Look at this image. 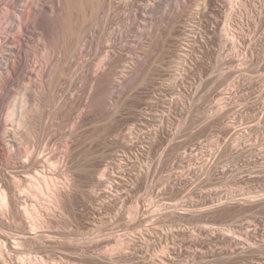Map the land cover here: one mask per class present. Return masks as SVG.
Instances as JSON below:
<instances>
[{
    "label": "rangeland",
    "instance_id": "rangeland-1",
    "mask_svg": "<svg viewBox=\"0 0 264 264\" xmlns=\"http://www.w3.org/2000/svg\"><path fill=\"white\" fill-rule=\"evenodd\" d=\"M73 1L74 27L78 28L87 15L85 41L91 38L93 47L84 41L72 49L76 37L69 35L63 25L72 20L68 18L59 28L62 32L49 30L48 44L40 40L37 30L33 42L23 49L42 56L47 48L51 55H57L64 46L62 41L71 39V53L78 49L80 52L77 58L71 56L74 62L71 73L61 77L58 88L49 94L43 109L34 113L31 125L26 126L31 137H22L25 153L51 155L52 164L62 165L56 176L58 181L69 182L67 185L71 186L62 193L64 199L68 198L61 197L64 208L55 210L48 218V233L58 239L54 241L52 237L45 249L35 250L63 264H166L164 259L168 264H264V0H91L103 7L96 16L87 6L91 3ZM5 9V14L13 15V8ZM141 9L147 12L145 21L141 19ZM174 12L176 18L172 24L167 17ZM227 21L245 39L239 42H243L239 48L232 42H225V46L219 43ZM168 29L174 30V36L167 39L165 54H160L163 58L157 57V67L152 66V56L159 53L150 50L155 45L151 42ZM113 34L119 38L115 45ZM134 41L146 43L147 50L137 56L128 49L123 51L129 55L128 62L120 67L119 75L139 61L156 68H153L154 79L139 85L133 78V88L120 85L114 89V97L104 94L101 105L97 103L92 108L94 111L88 109L92 87L77 76L79 63L91 58L90 63L97 59L93 64L98 65L113 46L112 51L119 53L122 48L138 46ZM97 49L100 54L96 58ZM89 67L91 71L93 66ZM222 69L227 72L226 80V76L220 75ZM228 84L232 88L223 101L221 87ZM70 85L74 92L67 95ZM183 94L193 101L192 106L186 103L183 106L179 101ZM12 100L2 98L0 104L13 105L16 99ZM35 102L30 103L32 108L36 107ZM5 115H0L1 127ZM1 149L0 160L16 162L14 165L20 169L17 171L24 175L21 168L24 154L12 151L7 154ZM105 168L108 176L102 184L99 173ZM12 219L6 215L0 222L8 227L1 223L2 227L10 226L14 230ZM121 242L122 246L118 245Z\"/></svg>",
    "mask_w": 264,
    "mask_h": 264
},
{
    "label": "bare ground",
    "instance_id": "bare-ground-1",
    "mask_svg": "<svg viewBox=\"0 0 264 264\" xmlns=\"http://www.w3.org/2000/svg\"><path fill=\"white\" fill-rule=\"evenodd\" d=\"M83 1V0H81ZM97 2V0H95ZM95 1H89V0H85V2L91 3L89 5H87L88 7L90 6L92 10V15L96 16V13L98 12V10L102 7L100 5H95L96 2ZM100 1V0H99ZM157 1V0H156ZM163 1V0H162ZM72 2H74L73 0H0V102L1 99H13L12 101H14V98L16 99L15 102L13 103V105H7L3 106V104H0V115L1 114H6L5 115V119H4V126L1 127L0 126V147L2 148L1 151L3 150V152H6L7 154L14 152L17 153L18 155L20 154H24L25 160H23L21 163V168L23 169V174L22 172L20 173V171H17V168L13 162H6L4 163V159L0 160V220L4 219L6 215H11L12 216V220H13V227H15V229L13 230L12 228H7L4 229V227H2L3 223L0 222V264H63V263H57L56 261H53L52 257L51 259L48 257H46L44 254L42 255V253L40 251H37L38 249H45L44 247L48 246V244H50L49 242L47 243L48 240H50L52 237L54 239V237L56 235H53L52 233H48L49 231V219L51 218L52 215H54V211L55 210H59L60 207H63L65 205L61 206V202L63 200H66L68 198L62 197V193H64L67 187H69L68 183L63 184V182L58 181L57 177L59 173V171L62 169L60 168V164H52L53 160L52 156L49 155L50 157H48L46 155L43 156V154L40 156H37L35 153H30L28 151V154L25 153V151L23 150L24 146L22 147L23 141H22V137L23 135H26L27 138H29L28 136H30V133L26 126L32 122L34 119H32L34 113H39L42 109H43V105L46 101V99L48 98V96H50L49 94L54 91L56 88H58L60 82H61V77L65 76L67 74V72H70L74 62L71 60L73 59L72 57L76 58L78 57V53L72 52L71 53V48L69 44H72L71 39L67 40H63L62 42L64 43V46H61V49L58 50L57 55H51L50 54V49L48 50L46 47V51L42 56H38L37 54H35L34 52H30L29 50H23L25 49V47H28L29 44H31L33 42V38L37 35V30H40L38 36L41 38L40 40L43 41L44 43L47 42L48 44V40L49 38V32L53 31V30H59V28H61V24L64 22L63 20H67L69 21V19H72L71 21H69L68 24H63L65 27H63L64 30H66V28L68 29V32L70 33L69 35H71L72 37L75 36L76 37V41L74 42V48H78L79 46H81V44L85 41V37L86 35V29L84 30V28L86 27L87 22H89V20L87 21L84 15L83 18V23L80 24V26L78 28L74 27V22L73 21V17H72V12H73V8H74V4H72ZM128 2V1H127ZM159 2V1H158ZM76 3V2H75ZM87 3V4H88ZM100 3V2H99ZM161 3V2H160ZM164 3V2H163ZM80 4V3H79ZM85 4V3H84ZM162 4V3H161ZM73 5V6H72ZM81 5V4H80ZM149 5V4H148ZM146 5V7L148 6ZM158 8L161 6L160 4H157ZM6 7H10L14 9V13L13 15L9 14V13H4L3 11H6ZM87 7V8H88ZM156 7V6H154ZM156 7V8H157ZM161 8V7H160ZM146 9L147 8H144ZM143 9H141L142 13H143ZM150 9V8H149ZM147 9V10H149ZM153 9V6H152ZM176 10V7L174 8ZM151 10V9H150ZM174 10V11H175ZM102 11V10H100ZM110 11V10H109ZM152 11V10H151ZM154 11V9H153ZM156 11V10H155ZM141 12H139L142 15V18L138 15L139 13H137L136 15L138 17H140L141 19H143V21L146 20L147 18V12L144 14H142ZM81 14V13H80ZM84 14V12H83ZM86 14V13H85ZM150 14V13H148ZM135 15V16H136ZM178 15V14H177ZM93 16V17H94ZM134 16V18H135ZM72 17V18H71ZM92 17V16H91ZM130 17V16H129ZM150 18H152L149 15ZM69 18V19H68ZM170 21H172V24L174 23L173 21L176 18L175 12L173 14H171L169 17H167ZM93 18H91L92 20ZM148 20V19H147ZM96 21V20H94ZM149 21V20H148ZM146 21V23L148 22ZM107 22V21H106ZM92 25H95V22H91ZM228 23V24H227ZM227 23L225 24L223 30L221 31V41L219 43H221L222 45H226V43H231L234 44V46L236 48H239L240 45L244 42L245 39H243L242 34L237 33L236 31H234L231 28V23L227 21ZM143 25V23H142ZM146 26V24H144ZM143 25V26H144ZM150 25V24H149ZM76 26V25H75ZM88 26V25H87ZM148 26V25H147ZM89 28V27H88ZM135 29V28H134ZM172 29V28H171ZM171 29L169 30H164L163 32V36L156 41L154 43L151 42V44H155L152 45L154 47L148 46L151 48L150 50H155L157 53H159V56H157L156 54L154 56H152V61L149 59V61L152 62V66L156 64V62L159 63L158 58L161 56L160 54H162L164 52V50H166V42L167 39L172 36V32ZM51 30V31H49ZM145 30V29H144ZM143 30V31H144ZM62 32V29L59 30ZM105 31V30H104ZM127 31V30H126ZM138 31V29H137ZM141 31V30H140ZM139 31V32H140ZM142 31V32H143ZM58 32V31H57ZM67 32V33H68ZM87 32H89L87 30ZM145 32V31H144ZM148 32V31H147ZM64 33V32H63ZM141 33V32H140ZM139 33V34H140ZM146 33V32H145ZM65 35L66 32L64 33ZM116 34V33H115ZM111 35L112 40L114 41V45L115 43H117L116 41L119 40L118 35ZM174 34V33H173ZM51 35V34H50ZM58 35V34H57ZM68 35V37H70ZM141 35V34H140ZM144 35V34H143ZM142 35V36H143ZM63 36V35H62ZM192 36V35H191ZM66 37V36H64ZM70 37V38H72ZM190 37V36H189ZM49 38V39H48ZM63 38V37H62ZM67 38V37H66ZM122 38V37H121ZM144 38V37H143ZM142 38V39H143ZM201 38V37H200ZM60 39V38H59ZM53 40V39H52ZM74 40V38L72 39ZM87 40V38H86ZM91 40V38H90ZM88 41L90 47L94 46L93 41ZM123 40V39H122ZM141 40V39H140ZM71 41V43L69 42ZM142 41V40H141ZM139 41V42H141ZM146 41V40H143ZM150 41V40H149ZM148 41V43H149ZM169 41V40H168ZM240 41H243L241 44L239 43ZM86 42V41H85ZM86 42V43H87ZM138 43V41H136ZM193 42V41H192ZM226 42V43H225ZM76 43V44H75ZM135 43V41H134ZM135 43V44H137ZM227 43V44H228ZM84 44V43H83ZM112 44V45H113ZM139 44V45H138ZM138 46L135 47H130L129 48H122L121 52L119 51V53H115L114 51H112L113 49L107 52V50H104L107 52V55H105L106 57L103 59V61L101 60V63L98 65H94L93 63L97 61H92V63H90V59L88 60H83L81 63H79V75H77L78 77L81 76V78H83L84 82L90 87H92V92L90 94V100L87 108L91 109L92 108H96V104L99 103V105H101V97H104L105 95H115L116 92L114 91V89L120 87V85H125L128 87H132L133 88V84L135 83V81L137 82L136 84H145L146 82L151 81L153 78V70L156 69L155 67L152 68L151 64L150 65H146L145 63H141L139 61H136V63H138L137 65L134 63L133 65L129 66L128 68L125 67L124 69H126V71L124 73H122L121 75H119V70L120 67L128 60L127 56L129 55H125L123 53V51H133L136 56L138 53H140L141 51H146L147 49L146 47V43L141 42L138 43ZM168 44V43H167ZM188 44V43H187ZM192 44V43H191ZM196 44V43H195ZM221 46L224 47V46ZM52 45V44H51ZM63 45V44H62ZM73 45V44H72ZM128 45V44H127ZM126 45V46H127ZM134 45V44H133ZM47 46V45H46ZM55 46V45H54ZM96 46V45H95ZM99 46V45H97ZM132 46V45H131ZM188 46V45H187ZM72 47V46H71ZM112 47V46H111ZM147 47V48H149ZM195 47V46H193ZM228 47V46H227ZM49 48V47H48ZM117 48V47H116ZM120 48V47H119ZM166 48V49H165ZM186 48V47H185ZM184 48V49H185ZM220 48V49H221ZM31 49V48H30ZM93 49V48H92ZM96 49V48H95ZM146 49V50H145ZM55 50V49H54ZM53 50V52H54ZM99 49H97V53L94 57L99 56L100 52H98ZM195 50V49H194ZM226 50V49H224ZM73 51V50H72ZM82 51V50H81ZM221 51V50H220ZM237 51H239V49H237ZM57 52V50H56ZM84 52V51H83ZM82 52V53H83ZM102 52V51H101ZM117 52V51H116ZM143 52V53H144ZM195 52V51H194ZM222 52V51H221ZM132 53V52H131ZM142 53V52H141ZM168 53V52H167ZM41 54V53H40ZM94 54V53H93ZM130 54V53H129ZM133 54V53H132ZM133 54V55H135ZM165 54V52H164ZM222 54V53H221ZM220 54V55H221ZM237 54V53H236ZM92 55V54H91ZM139 55V54H138ZM141 55V54H140ZM72 56V57H71ZM82 56V54H81ZM80 56V57H81ZM102 56V55H101ZM136 56L134 58H136ZM162 56H164L162 54ZM161 56V58H163ZM218 56V55H217ZM57 57V58H56ZM89 57V56H88ZM131 57V56H130ZM129 57V58H130ZM158 57V58H157ZM221 57V56H220ZM239 57V56H238ZM56 58V59H55ZM97 58V57H96ZM151 58V57H150ZM186 58V57H185ZM82 60V57L79 58ZM95 59V58H94ZM138 59V58H137ZM182 59V58H181ZM242 59V58H241ZM77 60V59H76ZM139 60V59H138ZM221 60V59H220ZM226 60V58H225ZM135 61V60H132ZM222 61V60H221ZM128 62V61H127ZM131 62V60H130ZM181 62V61H180ZM183 62V61H182ZM220 62V61H219ZM132 63V62H131ZM130 63V64H131ZM150 63V62H148ZM157 63V64H158ZM161 63V62H160ZM218 63V62H217ZM225 63V62H224ZM222 63V64H224ZM156 64V65H157ZM184 64V63H183ZM221 64V63H220ZM221 64V65H222ZM160 65V64H159ZM158 65V70H159V66ZM181 65V63H180ZM89 66H93L91 71L90 69L87 68H91ZM125 66V65H124ZM185 66V65H184ZM178 67V66H177ZM222 67V66H221ZM76 68V67H75ZM123 68V67H122ZM121 68V69H122ZM161 68V67H160ZM122 69V71L124 70ZM183 69V67H182ZM137 70H140L141 73L139 74L137 72ZM220 70V69H219ZM77 71V70H76ZM178 71H181V69ZM223 71V69L221 70ZM121 72V71H120ZM136 72L139 74L137 75ZM230 72V71H229ZM228 72V73H229ZM71 73V72H70ZM74 73V72H73ZM220 72V75H223V77L225 78V80L228 78L227 76V72L224 70L223 73ZM231 73V72H230ZM179 75V74H177ZM72 76V75H71ZM76 76V77H77ZM77 77V78H78ZM222 77V78H223ZM133 78H136V80L134 82L131 83V80ZM178 78V77H176ZM221 78V77H220ZM134 80V79H133ZM132 80V81H133ZM224 80V81H225ZM72 82V81H71ZM74 82V81H73ZM225 83V82H224ZM223 83V84H224ZM229 83V82H228ZM135 84V85H136ZM139 84V85H140ZM219 84V83H218ZM73 85V84H72ZM72 85H70V89L68 88L67 90V95L69 94V92H74L72 91ZM231 84H228L225 88L221 87L222 89V100L224 101L226 99V94L230 93L231 91ZM215 86V85H214ZM220 86V85H219ZM88 87V86H87ZM60 88V87H59ZM86 88V86H85ZM217 88V87H216ZM220 88V87H219ZM218 88V89H219ZM74 89V88H73ZM129 89V88H128ZM217 89V90H218ZM87 90V88H86ZM62 91V89H61ZM188 90H186L187 92ZM216 91V90H215ZM83 92V91H81ZM185 92V93H186ZM199 92V91H198ZM55 93V92H54ZM66 93V92H65ZM76 93V92H75ZM89 93V92H88ZM216 93V92H215ZM64 94V93H63ZM192 94V93H191ZM220 94V93H219ZM72 95V94H71ZM184 95V94H183ZM21 96V98L18 100V97ZM64 96V95H63ZM73 96V95H72ZM75 96V94H74ZM73 96V97H74ZM88 96V95H87ZM190 96V94H189ZM196 96V95H195ZM220 96V97H221ZM228 96V95H227ZM7 97V98H6ZM83 97H85L83 95ZM107 97V96H106ZM187 96L184 95V99L182 98V100H179L183 103V106L186 104H188V106H192V100L186 99ZM109 98H111L109 96ZM229 97H227L228 99ZM89 99V97H88ZM101 99V100H100ZM105 99V98H104ZM107 99V98H106ZM219 99V98H218ZM221 99H219V101H221ZM100 100V101H99ZM110 100V99H109ZM122 100V99H121ZM185 100V101H184ZM34 101H37L36 103V107H31L30 103ZM82 101V98L81 100ZM125 101V100H123ZM32 102V103H33ZM85 102V101H84ZM105 102V101H104ZM5 103V102H4ZM31 103V104H32ZM83 103V102H82ZM113 103V102H112ZM221 103V102H220ZM6 104V103H5ZM46 104V103H45ZM103 104V103H102ZM178 104V103H177ZM112 105V104H111ZM221 105V104H220ZM225 105V104H224ZM33 106V105H32ZM35 106V105H34ZM219 106V105H218ZM217 106V107H218ZM222 106V105H221ZM226 106V105H225ZM46 107V106H45ZM102 107V106H100ZM120 107V106H119ZM223 107V106H222ZM221 107V108H222ZM191 108V107H190ZM193 108V107H192ZM219 108V107H218ZM220 108V112L221 111ZM225 108V107H224ZM115 109V108H114ZM194 109V108H193ZM101 109H99L98 111H100ZM223 110V109H222ZM94 111V110H92ZM97 111V110H96ZM191 112H193L192 110H190ZM91 112V111H90ZM102 112V111H101ZM107 112V111H106ZM190 112V113H191ZM226 112V110H225ZM108 113V112H107ZM106 113V114H107ZM110 113V112H109ZM189 113V111H188ZM223 113V112H222ZM97 114V113H96ZM102 114V113H101ZM114 114V113H113ZM219 114V113H218ZM103 115V114H102ZM107 116V115H106ZM111 116V115H110ZM193 115H191L192 117ZM204 116V115H203ZM215 116V115H214ZM220 116V114H219ZM218 116V117H219ZM209 117V116H208ZM211 118V117H210ZM110 119V118H109ZM187 119V118H186ZM185 119V122L187 124V120ZM190 119V118H189ZM197 119V118H196ZM203 119V118H201ZM213 119V118H212ZM216 119V118H215ZM32 120V121H31ZM199 120V119H197ZM209 120V119H208ZM166 121V120H165ZM207 121V120H206ZM2 122V121H1ZM81 122V120H80ZM189 122V121H188ZM196 122V120H195ZM198 122V121H197ZM213 122V121H212ZM60 123V122H59ZM190 123V122H189ZM211 123V122H210ZM214 123V122H213ZM216 123V122H215ZM33 124V123H32ZM181 124H184V121L181 122ZM185 124V125H186ZM31 125V123H30ZM58 125V123H57ZM61 125V124H60ZM59 125V126H60ZM83 125V124H82ZM182 125V126H185ZM191 125V124H190ZM193 125V124H192ZM207 125V123H206ZM211 125V124H210ZM146 126V125H145ZM188 126V124H187ZM205 127V126H204ZM209 127V125H208ZM206 127V128H208ZM24 128L25 131H24ZM166 128V127H165ZM191 127H188V129ZM196 127H194L195 129ZM29 129V128H28ZM31 129V128H30ZM133 129V128H132ZM131 129V130H132ZM27 130V131H26ZM130 130V131H131ZM77 131V130H76ZM74 131V133L76 132ZM129 131V132H130ZM189 131V130H188ZM187 131V132H188ZM192 131V130H191ZM133 132V131H131ZM130 132V134L132 135V133ZM157 132V131H156ZM194 132V131H193ZM25 133V134H24ZM153 133V132H152ZM180 133V131H179ZM106 134V133H105ZM104 134V135H105ZM156 134V133H155ZM194 133H192L193 135ZM73 135V134H71ZM124 136V135H123ZM126 136V135H125ZM31 137V136H30ZM90 137V136H89ZM134 137V136H133ZM152 137V136H150ZM154 137V136H153ZM156 137V136H155ZM195 137V136H194ZM193 137V138H194ZM4 138L6 140H4ZM94 138V137H93ZM96 138V137H95ZM139 138V137H138ZM179 138V137H177ZM188 139V137H185ZM184 138V139H185ZM198 138V137H197ZM77 139V138H75ZM150 139V138H149ZM148 139V141H150ZM86 140V139H85ZM94 141V139H92ZM126 140V139H125ZM132 140V139H131ZM134 140V139H133ZM132 140V141H133ZM175 140V138H174ZM173 140V141H174ZM6 141V142H5ZM81 141V140H80ZM106 141V140H105ZM154 141V140H153ZM152 141V142H153ZM172 141V142H173ZM187 141V140H186ZM185 141V142H186ZM92 142V141H91ZM197 142V140H196ZM134 143V142H133ZM181 143V142H180ZM188 144V143H186ZM194 144V143H193ZM97 145V143H96ZM99 145V144H98ZM97 145V146H98ZM110 145V144H109ZM133 145V144H132ZM196 145V144H195ZM125 146V145H124ZM134 146V145H133ZM132 146V147H133ZM153 146V145H152ZM180 146V145H179ZM122 147V146H121ZM136 147V146H135ZM187 147V146H186ZM93 148V147H92ZM111 148V147H110ZM101 149V148H100ZM112 149V148H111ZM94 150V149H91ZM110 150V149H109ZM186 150V149H185ZM184 150V151H185ZM38 151V150H37ZM71 151V150H70ZM97 151V150H96ZM95 151V152H96ZM104 151V150H103ZM174 151V150H173ZM178 151V150H176ZM2 152V153H3ZM35 152V151H34ZM88 152V151H87ZM90 152V151H89ZM93 152V151H92ZM100 153V152H99ZM191 153V152H190ZM1 154V152H0ZM15 154V155H17ZM51 154V153H50ZM83 154V153H82ZM93 154V153H92ZM95 154V153H94ZM93 154V156H94ZM178 154V152H177ZM176 154V155H177ZM187 154V152H186ZM4 155V154H3ZM2 155V156H3ZM21 155V156H22ZM72 155V154H71ZM79 155V154H78ZM86 155V154H85ZM96 155V154H95ZM179 155V154H178ZM1 156V155H0ZM8 156V155H7ZM20 156V157H21ZM102 156V155H101ZM108 156V155H105ZM19 157V156H18ZM23 157V158H24ZM48 157V158H47ZM71 156H69L70 158ZM84 157V155H83ZM90 157V156H88ZM22 158V159H23ZM62 158V157H61ZM66 158V157H65ZM75 158V157H74ZM80 158V157H79ZM82 158V157H81ZM80 158V160H81ZM85 158H87L85 156ZM91 158V157H90ZM99 158V157H98ZM55 159V158H54ZM105 159V158H104ZM12 160V158H11ZM21 160V159H20ZM87 160V159H86ZM92 162V159H90ZM94 160V159H93ZM4 161V162H3ZM59 161V159H58ZM63 165L65 163V160H63ZM78 161V160H77ZM95 161V160H94ZM101 161V160H100ZM52 162V163H51ZM85 162V161H84ZM18 163V162H17ZM87 163V162H86ZM85 163V164H86ZM89 163V161H88ZM94 163V162H93ZM96 163V162H95ZM98 163V162H97ZM106 163V161H105ZM132 163V162H131ZM11 164V165H10ZM69 164V163H68ZM90 164V163H89ZM88 164V166H89ZM19 165V164H18ZM81 165V164H80ZM84 165V163H83ZM87 165V164H86ZM87 166V168H88ZM95 166V165H94ZM99 165H97L98 167ZM104 166V165H102ZM100 166V168L102 167ZM107 166V165H106ZM110 166V165H109ZM20 167V166H19ZM86 167V166H85ZM93 167V166H92ZM105 167V166H104ZM70 168V167H69ZM76 168V167H74ZM83 168V166H82ZM80 168V169H82ZM10 169H13V171H10ZM60 169V170H59ZM65 169V168H64ZM85 169V168H84ZM83 169V171L85 172V170ZM96 169V168H94ZM150 169V168H149ZM157 169V168H156ZM20 170V169H19ZM67 170V169H66ZM71 170V169H70ZM69 170V171H70ZM73 170V169H72ZM71 170V171H72ZM78 170V169H77ZM97 170V169H96ZM107 170L105 168L104 171H102V173H99L101 175H99V181L100 183H104V180L106 179L105 177L108 176L107 174ZM110 170V169H109ZM100 171V170H99ZM97 170V172H99ZM77 172V171H76ZM82 172V171H81ZM88 172V171H87ZM90 172V171H89ZM93 172V171H92ZM101 172V171H100ZM125 172V171H124ZM150 172V171H149ZM153 172H155L153 170ZM64 173V172H63ZM95 173V172H93ZM116 173V172H115ZM97 174V173H96ZM125 174V173H124ZM140 174V173H139ZM63 175V174H62ZM66 175V174H65ZM95 175V174H94ZM113 175V174H112ZM119 175V174H118ZM141 175V174H140ZM144 175V174H143ZM150 174H148L149 176ZM114 176V175H113ZM116 176V175H115ZM142 176V175H141ZM111 177V176H110ZM110 177L108 180H110ZM118 177V176H117ZM123 177V176H122ZM126 177V176H125ZM60 178V176H59ZM64 178V176H63ZM68 178V177H67ZM108 178V177H107ZM119 178L120 175H119ZM124 178V177H123ZM144 178V177H143ZM61 179V178H60ZM66 179V178H65ZM92 179V178H91ZM95 180V178H93ZM63 180V179H62ZM69 181V180H68ZM113 181V180H111ZM117 181V180H116ZM64 182H67V180H65ZM96 182V181H95ZM110 182V181H109ZM118 182V181H117ZM119 186L120 184L117 183ZM62 183V184H61ZM81 183V181L79 182ZM98 182V184H100ZM113 183V182H112ZM68 184V185H67ZM101 184V186H102ZM107 184V183H106ZM114 184V183H113ZM124 184V183H123ZM73 185V184H72ZM105 185V184H104ZM75 186V185H74ZM100 186V187H101ZM116 187V185H114ZM71 187V186H70ZM69 187V188H70ZM97 187H99V185H97ZM112 189H114L113 186H111ZM110 187V188H111ZM127 187V186H126ZM68 188V189H69ZM117 188V187H116ZM130 188V187H129ZM126 189V188H125ZM128 189V188H127ZM92 190V188H91ZM97 190V189H96ZM130 190V189H129ZM128 190V191H129ZM108 191V190H107ZM125 192V190H123ZM127 191V192H128ZM67 193V192H66ZM103 193V192H102ZM112 193V192H110ZM68 194V193H67ZM92 194V193H91ZM121 194V193H120ZM129 194V193H128ZM98 195V194H97ZM126 195V193H125ZM65 196V195H64ZM91 196V195H89ZM94 196V195H93ZM96 196V195H95ZM121 196V195H120ZM61 197L63 200H61ZM72 197V196H71ZM92 197V196H91ZM99 197V196H98ZM103 197V196H102ZM113 197V196H112ZM116 197V196H115ZM122 197V196H121ZM128 197V195H127ZM90 198V197H89ZM117 198V197H116ZM119 198V197H118ZM117 198V199H118ZM98 199V198H97ZM73 200V199H71ZM71 202V201H70ZM226 202V201H225ZM225 202H221V203H225ZM64 203H66L64 201ZM63 203V204H64ZM124 203V201H123ZM68 204V203H66ZM70 204V203H69ZM116 204V203H115ZM74 205V204H73ZM70 207V206H69ZM64 208V207H63ZM62 209V208H60ZM62 211V210H60ZM135 211L137 212L136 209H134V213ZM62 213V212H61ZM8 218V217H7ZM6 218V219H7ZM1 220V221H2ZM8 220V219H7ZM9 221V220H8ZM7 221V222H8ZM51 222V221H50ZM2 223V225H1ZM10 223V222H9ZM12 223V222H11ZM3 225V226H5ZM10 225V224H9ZM157 226V225H156ZM12 227V226H11ZM157 229V228H156ZM159 230V229H158ZM70 231V230H69ZM50 232V231H49ZM66 234V233H65ZM62 235V234H61ZM75 235V234H74ZM69 236V235H68ZM71 236V235H70ZM58 237V236H56ZM58 239V238H56ZM54 239V241L56 240ZM63 239V238H62ZM70 239V237H69ZM79 239V238H77ZM118 239V238H117ZM52 240V239H51ZM50 240V241H51ZM65 240V239H64ZM68 240V239H67ZM66 240V241H67ZM72 239H70V243ZM81 240V239H80ZM119 240V239H118ZM53 241V240H52ZM68 241V242H69ZM74 241V240H73ZM121 241V240H120ZM123 242V241H122ZM122 242L119 243L118 245L122 246ZM47 243V244H45ZM56 244V243H55ZM54 244V245H55ZM65 244V242H64ZM76 244V243H75ZM46 245V246H45ZM59 245V244H58ZM57 245V246H58ZM62 245V244H61ZM67 245V244H65ZM64 245V246H65ZM78 245V244H77ZM72 246V245H71ZM119 246V247H120ZM125 246V244H124ZM50 247V246H49ZM63 247V245H62ZM66 247V246H65ZM124 248V247H123ZM127 248V246H126ZM34 249V251H33ZM37 249V250H35ZM42 249V251H43ZM125 249V248H124ZM168 250V248H167ZM164 251V250H163ZM162 251V252H163ZM44 252V251H43ZM166 253V251H165ZM167 254V253H166ZM161 255V254H160ZM164 255V254H163ZM165 256V255H164ZM163 257V256H162ZM168 258V257H167ZM166 258V259H167ZM169 259V258H168ZM162 260V259H160ZM173 260V259H171ZM163 261V260H162ZM161 262V261H160ZM164 263L168 264V261H165L164 259ZM163 264V263H162ZM172 264V263H171Z\"/></svg>",
    "mask_w": 264,
    "mask_h": 264
}]
</instances>
